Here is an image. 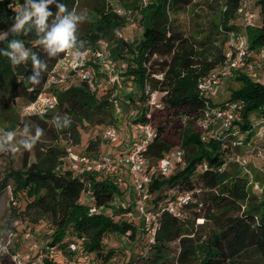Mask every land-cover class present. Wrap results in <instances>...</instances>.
I'll list each match as a JSON object with an SVG mask.
<instances>
[{
	"label": "trees",
	"instance_id": "obj_1",
	"mask_svg": "<svg viewBox=\"0 0 264 264\" xmlns=\"http://www.w3.org/2000/svg\"><path fill=\"white\" fill-rule=\"evenodd\" d=\"M192 1L154 0L140 7L139 0H135L126 5L142 16L143 35L138 43L131 44L117 35L126 18L113 11L110 0H99L101 6L92 10L83 30L75 35L74 48L95 51L101 49L100 43H105L112 58L126 64L119 77L136 83L141 104L140 114L133 122L148 120L155 131L145 153L150 167L156 166L171 151H183L182 163L175 164L169 175H156L148 186V193L154 205L186 194L188 201L182 204L179 216L166 210L160 212L154 242H147L145 253L126 264H170L172 261L178 264H251L252 261L264 264V178L255 172L254 181L262 186L260 195H255L245 172L247 169L235 161L236 157L243 156L258 130L251 119L256 123L264 118V85L236 73L232 78L238 87L231 89L227 101L242 103L241 122L220 137L208 135L204 141L200 129L194 127L206 102L217 106L211 99L199 95L198 85L222 63L226 32L241 29L230 24L238 18L241 0H221L217 19L211 22L210 30L205 35L190 38L178 16ZM32 4L42 5L49 14L43 28L37 23L38 14ZM64 5L65 11L58 17L59 7ZM77 6L78 0H0V95L10 100L4 110L13 111L14 102L18 100L24 104L34 101L43 90L50 70L64 53L51 55L42 41L59 19L73 16ZM259 6L260 24L245 29L252 55L264 46V0H259ZM25 10L31 18L18 27ZM220 36L222 48L218 49L215 43ZM212 49L216 54L212 55ZM120 80L125 85L121 77ZM146 85L159 95L161 106L152 111L150 119L145 116ZM61 87L53 89L57 97L53 110L42 116H25L24 122H20L17 115L13 123L22 129H29V124L34 123L51 140H56L58 135L51 124L55 112L59 111L72 121L64 135L67 134L74 145L79 144L77 124L103 127V130L117 124L110 100L112 90L98 97L99 92L84 83L69 85L63 91ZM128 99L131 101L133 97ZM118 101H122L119 95ZM237 141L242 145L236 146ZM25 143L27 140H23L20 147L24 148ZM102 144L99 137L88 140L85 155L101 153ZM24 151L21 168L10 171L6 179L12 184L13 197L21 195L28 200L26 211H36L50 220L52 233L45 248L66 254L75 243L77 250L93 254L98 263L106 264L113 257V250L106 251L103 243L109 234L125 236L129 233L128 238L133 239L136 227L130 221L116 222L105 215H91L90 205L79 203L82 195L89 192L85 195L86 202L93 197L95 207L113 206L118 195L113 178L74 175L62 159L66 152L57 147H46L34 161L29 160V151ZM12 213L16 216L14 208ZM200 218L204 225L210 226L203 237H197L195 225ZM173 243L177 244L175 259L170 257ZM42 262L58 263L51 259ZM0 264H7L6 259L2 257Z\"/></svg>",
	"mask_w": 264,
	"mask_h": 264
},
{
	"label": "rangeland",
	"instance_id": "obj_2",
	"mask_svg": "<svg viewBox=\"0 0 264 264\" xmlns=\"http://www.w3.org/2000/svg\"><path fill=\"white\" fill-rule=\"evenodd\" d=\"M135 0H110L109 6L113 11L119 15L124 16L125 25L118 30V34L125 36L129 39L130 43H138L143 35V27L141 26V13L137 10H133L126 5L131 4ZM154 0H148L146 5H143L139 0L138 5L145 7L148 4L153 3ZM221 0H193L190 7L186 11L178 16L180 25L184 27V32L188 37L204 35L210 30L211 22H215L217 19V11L219 10ZM136 6V3L134 4ZM11 5H9L10 7ZM99 0H78L77 9L74 11L73 17L76 19V32L78 35L81 32L87 22L88 15L92 13V10L100 7ZM249 8L254 13L255 24L259 25L261 22L259 0H250ZM129 19L133 20L135 28L130 25ZM132 24V23H131ZM230 24H235L239 28L243 26L242 20L231 21ZM221 28V27H220ZM219 31H222L221 29ZM199 33V34H198ZM222 37L215 43V47L222 48ZM209 48V47H207ZM206 48V49H207ZM207 54V53H205ZM216 54V50L212 49V55ZM112 58V56H111ZM113 59V58H112ZM114 60V59H113ZM117 64V73H121L125 70L126 64L121 61L114 60ZM125 82V90L120 91V97L124 101L119 102L120 112L116 114L117 124L115 125L118 130L119 142L118 144H111L104 142L101 146L100 152L103 154H119V152H126L130 147L133 140L138 136V131L135 128L134 119L140 112L139 102V88L133 80H127L120 76ZM78 86V84H76ZM69 85L61 87L62 91L67 89ZM238 87V84L231 77L221 82L218 86L216 93L210 98L212 103L219 105L229 99L231 89ZM105 92H99L98 97L105 96ZM127 94H131L133 99L129 101ZM159 95L155 97L158 101ZM13 111L8 108L4 110L10 104L9 97L6 95H0V259L3 257L6 259L7 264H43L44 259H51L53 262L57 261L60 264H100L94 259V255H88V262L84 259L85 252L81 250L72 251L69 246L70 252L66 254L61 253L57 249L45 248L46 243L52 233V225L47 217H44L40 213L27 210L26 205L28 200L23 196L13 197L12 184L10 180H7V176L12 170L21 168L22 159L24 156V148L20 147L23 140H27V143L36 141L34 147L29 151L30 161H34L37 156H41L45 152L46 147H57L64 152L67 149H71L74 155L85 154V145L88 140L96 137L101 138L103 127H92L90 125H75L76 136L79 138V144L74 145L73 141L67 138V134L64 135V131L69 129V125L72 121L69 117L61 114L59 111L54 114V121L51 126L58 135L56 140H51L48 135L42 133L37 137V131L40 130L34 123L29 124V129H22L17 124L13 123V119L18 115L20 122L25 121V116L22 115V108L25 104L21 101L14 102ZM199 130L197 124L194 126ZM69 132V131H68ZM12 139L9 140L8 137ZM72 138V137H71ZM95 155L94 153H92ZM243 159L247 161L245 167L249 172L250 186L255 195H260L262 186L258 182L254 181V175L261 173L264 178V159L263 156L258 155L257 150L254 148H246L243 153ZM65 167L68 163L65 157H62ZM174 165L171 168L173 169ZM183 165L180 167L182 168ZM177 167L176 169H178ZM147 172L153 178L158 175L155 166L150 167L148 164ZM169 175V174H168ZM125 183L123 185H117L113 180V185L118 190V195L115 196L113 206L106 207L108 211L102 215L107 216L113 221L126 220L130 221L136 227V234L133 239L128 238V235L121 236L119 234L111 233L104 240L106 251L107 249L113 250V257L106 264H126L129 261H135L137 257L145 253V246L148 242V237L143 229V222L138 215H134L133 219H127L124 217L125 212L120 203L131 204L133 200V192L131 188V177L127 170L123 173ZM88 189V188H87ZM85 194L80 199V204L90 205V202H86ZM164 205V202L154 205L152 202L147 203V208L151 211L159 209ZM91 206V205H90ZM15 209L16 216L12 213V209ZM244 208L242 207L241 210ZM90 210V209H89ZM203 212H201L202 214ZM20 214L21 216H18ZM203 220L200 218L196 220L197 237L206 236L210 230L209 225H204ZM201 226L203 228H201ZM75 247L77 246L74 243ZM77 249V247H76ZM177 244L173 243L170 246L171 259H175V253ZM52 256L50 257L49 255ZM57 263V264H58ZM170 264H178L172 263ZM251 264H254L252 261Z\"/></svg>",
	"mask_w": 264,
	"mask_h": 264
},
{
	"label": "built area",
	"instance_id": "obj_3",
	"mask_svg": "<svg viewBox=\"0 0 264 264\" xmlns=\"http://www.w3.org/2000/svg\"><path fill=\"white\" fill-rule=\"evenodd\" d=\"M147 1L141 0L143 5H146ZM249 1L241 0L237 9V19L243 22V26L240 27L241 29L228 31L225 34L227 42L222 63L211 71L206 78L202 79L198 85L199 95L205 99L209 100L216 93L221 82L233 77L236 73L246 75L264 85V46L259 49L256 55H252L245 32L247 27L256 26L254 13L249 8ZM129 21L131 27L135 28L133 20L129 19ZM117 35L119 38H123V40L130 43L129 39L125 36L118 33ZM100 46L101 49L95 51L74 48V52L79 51L82 53L78 58L74 57V54L64 53L63 57L50 70L43 90L34 101L25 104L22 108V115L42 116L46 112L53 110L57 105V97L53 92L55 87L81 83L86 84L94 92L112 90L110 100L115 114L119 113L118 94L125 86L120 80L117 73V64L111 58L107 44L100 43ZM156 78L159 79L160 76ZM144 93L147 96L144 105L147 108L145 116L146 119H150L152 111L159 109L161 106L155 100L156 95L150 91L148 85L145 86ZM241 109L242 103L240 102L226 101L217 106H211L206 102L205 110L197 121L202 141L206 140L208 135L218 138L221 133L234 129L236 124L241 122ZM251 121L258 130L252 143L248 144L246 148L256 149L258 155L263 156L264 159V118L256 123L253 119ZM135 128L138 131V136L132 141L131 147L126 153L112 155L99 153L92 156L85 154L74 155L71 149L68 148L65 159L68 163L67 168L74 175L83 177L86 174H95L101 177H110L113 178V181L117 185L125 183L123 173L127 170L132 180L133 200L131 204L120 203L127 210L124 217L130 220L133 219L134 215H138L143 222V229L147 234L148 242L153 243L160 212L166 210L175 216H179L180 208L182 204L188 201L189 195H181L173 201H168L157 211L148 210L147 203L150 202L148 186L152 178L147 172L148 160L145 153L155 137V131L148 120L136 123ZM236 134L237 131H234L233 135ZM101 140L103 143L118 144L119 136L116 127H108L103 132ZM235 145L241 146L242 142L237 141ZM182 160L183 151L176 149L164 155L155 167L159 174L168 175L171 172L172 166L182 163ZM235 161L246 170L247 167L245 165H247V161L243 157H236ZM245 172L249 175L247 170ZM88 193L85 192V195H88ZM88 201L91 205L89 210L91 215H102L108 211L106 207L93 206V197H89ZM70 247L72 251L77 250L74 244H71ZM50 254L49 256L51 257L52 253ZM84 259L88 262V255Z\"/></svg>",
	"mask_w": 264,
	"mask_h": 264
},
{
	"label": "clouds",
	"instance_id": "obj_4",
	"mask_svg": "<svg viewBox=\"0 0 264 264\" xmlns=\"http://www.w3.org/2000/svg\"><path fill=\"white\" fill-rule=\"evenodd\" d=\"M31 7L35 10V14H38L37 23L43 28L45 20L49 15L44 11L42 5L32 4ZM66 5L60 6L58 9V17L65 11ZM31 18V15L27 10L23 11V19L20 20L21 26L23 23L27 22ZM19 19V17H18ZM75 32H76V19L73 16H64L59 19V22L54 24L51 31H49L42 41L46 49L49 50L51 55L58 53H69L74 54V57L78 58L82 55L79 51L74 52L75 45ZM41 131H37V137L41 135ZM9 140L12 139L11 136L8 137ZM35 141L32 143H25L23 145L24 150L30 151L34 147Z\"/></svg>",
	"mask_w": 264,
	"mask_h": 264
},
{
	"label": "crops",
	"instance_id": "obj_5",
	"mask_svg": "<svg viewBox=\"0 0 264 264\" xmlns=\"http://www.w3.org/2000/svg\"><path fill=\"white\" fill-rule=\"evenodd\" d=\"M134 43H135V42H134ZM124 90H125V88H124ZM121 91H123V90H121ZM118 95H119V97H120V93H119ZM129 97H131V94H127V98H129ZM121 100L124 101L123 98H121ZM129 149H130V148H129ZM129 149H128L127 151H129ZM127 151H126V152H127ZM126 152H121V151H120L119 154L126 153ZM124 173H125V171H124Z\"/></svg>",
	"mask_w": 264,
	"mask_h": 264
}]
</instances>
